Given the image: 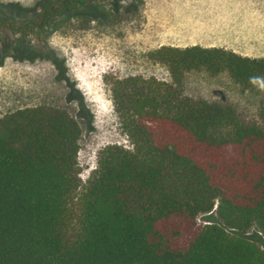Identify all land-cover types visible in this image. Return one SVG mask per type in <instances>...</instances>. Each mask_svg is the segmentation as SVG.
Listing matches in <instances>:
<instances>
[{"label":"trees","instance_id":"obj_1","mask_svg":"<svg viewBox=\"0 0 264 264\" xmlns=\"http://www.w3.org/2000/svg\"><path fill=\"white\" fill-rule=\"evenodd\" d=\"M92 1L65 0L44 20ZM154 56L172 82L114 81L132 147L107 146L83 188L73 115L42 105L0 117V264H264V57L203 46ZM201 69L258 87L257 113L186 95L184 74Z\"/></svg>","mask_w":264,"mask_h":264},{"label":"rangeland","instance_id":"obj_2","mask_svg":"<svg viewBox=\"0 0 264 264\" xmlns=\"http://www.w3.org/2000/svg\"><path fill=\"white\" fill-rule=\"evenodd\" d=\"M64 1L0 0V117L42 105L73 115L82 130L83 188L107 146L132 147L115 108L114 81L142 76L172 82L169 66L154 53L163 46L191 47L193 40L203 44L208 36L218 40V17L228 16L231 0H94L67 14L53 12L46 24L45 13ZM233 2L259 8L264 26V0ZM245 50L261 58L264 43ZM183 87L188 96L230 102L249 115L260 104L258 87L246 89L226 71H187ZM208 222L199 216V224Z\"/></svg>","mask_w":264,"mask_h":264},{"label":"crops","instance_id":"obj_3","mask_svg":"<svg viewBox=\"0 0 264 264\" xmlns=\"http://www.w3.org/2000/svg\"><path fill=\"white\" fill-rule=\"evenodd\" d=\"M172 15L173 14H170L168 21H170ZM227 15V17L224 15L218 17L219 20H222L219 21V23H222L219 25L222 32L218 34L220 37L218 40L208 36V39L206 37L203 44H197V40H193L189 45L229 48L243 56L255 57L253 52L245 49L259 46L264 43V26L261 20V10L259 8L251 10L246 8L244 3L233 2V0H231V8L229 7ZM218 19H214V23L217 22L216 20ZM227 20L228 22H225ZM183 23L184 22H182L181 25ZM261 55V57H264V53Z\"/></svg>","mask_w":264,"mask_h":264}]
</instances>
